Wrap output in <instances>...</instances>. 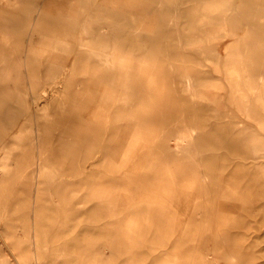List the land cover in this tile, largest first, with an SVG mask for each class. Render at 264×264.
<instances>
[{
	"label": "bare ground",
	"instance_id": "bare-ground-1",
	"mask_svg": "<svg viewBox=\"0 0 264 264\" xmlns=\"http://www.w3.org/2000/svg\"><path fill=\"white\" fill-rule=\"evenodd\" d=\"M0 264H264V0H0Z\"/></svg>",
	"mask_w": 264,
	"mask_h": 264
}]
</instances>
